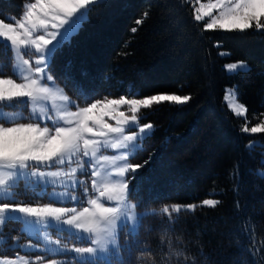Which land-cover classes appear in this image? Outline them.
Instances as JSON below:
<instances>
[{
  "label": "trees",
  "instance_id": "obj_1",
  "mask_svg": "<svg viewBox=\"0 0 264 264\" xmlns=\"http://www.w3.org/2000/svg\"><path fill=\"white\" fill-rule=\"evenodd\" d=\"M24 2L0 0V18L20 16ZM191 2L103 0L105 6L89 9V20L72 47L56 59L53 74L81 105L105 96L190 97L183 105L165 102L143 109V120L155 131L131 162L149 161L145 168L152 180L130 198L140 202L138 209L159 215L146 216L137 237L122 234L121 243L135 240L133 262L141 248L167 251L171 238L195 264H264V176L257 173L264 166V133H241L244 119L223 101L225 87L236 86L250 126L264 119V33L204 31ZM145 12L144 22L137 25ZM217 42L220 48L214 46ZM221 51L230 55L221 56ZM11 56L0 45V71L7 75H12ZM69 60L75 81L91 94L88 101L63 79ZM235 61L247 62L249 70L227 73L223 65ZM251 140L258 143L249 148ZM207 198L219 203L201 207ZM191 203L197 205L195 211L172 213L174 222L167 223L164 205ZM4 253L12 255L13 250Z\"/></svg>",
  "mask_w": 264,
  "mask_h": 264
},
{
  "label": "snow or ice",
  "instance_id": "obj_2",
  "mask_svg": "<svg viewBox=\"0 0 264 264\" xmlns=\"http://www.w3.org/2000/svg\"><path fill=\"white\" fill-rule=\"evenodd\" d=\"M192 4L195 21L208 18L203 24L204 31L244 34L254 29L264 33V0H209L207 3L192 0ZM97 6H105L103 0H31L20 16L0 18V45L12 53L10 67L16 77L0 71V227L15 221L23 223L28 234L47 233L48 229L67 233L71 239L88 246L61 247L60 239L52 240L45 235L49 247L44 251L65 256L74 254L71 258L75 264H146V259L150 264H195V259L186 255L185 248L173 246L171 238H168L167 251L141 248L134 262L130 257L135 240L132 243L118 240V230L126 229L135 238L146 216L159 215L155 211L136 213L134 209L140 207V202H129L130 196H137L141 187L152 180L145 168L149 161L143 165L130 162L142 150L143 141L155 131L151 122L140 124L141 109L165 102L183 105L190 97L165 93L142 98L105 96L80 106L56 82L53 74L56 59L72 47L74 38L89 20V9L94 11ZM147 15L145 12L135 23L142 24ZM137 30L133 27L131 32ZM214 46L220 48L221 42ZM71 68L69 60L64 69L65 83L71 82L88 101L91 94L75 81ZM225 68L230 72L249 70L244 61L227 64ZM235 90L233 86L226 94L230 96ZM230 107L236 116L244 117L241 133H264V119L250 126L248 109L243 103L234 102ZM24 108L31 109L27 116L19 111ZM253 146L254 142L250 141L248 147ZM107 149L115 154H103ZM21 184L37 196H47L49 202L34 206L16 200V189ZM49 187L53 188L51 192ZM72 203L87 206H56ZM218 203L204 199L200 206L215 207ZM196 207V204L164 205L162 213L171 224L172 213L179 214L182 208L195 211ZM164 237H167L166 231L161 244ZM4 243L0 239V245ZM35 261L40 264L44 256L37 255ZM0 264L31 262L21 257L18 261L4 260ZM46 264H58V261L48 259Z\"/></svg>",
  "mask_w": 264,
  "mask_h": 264
},
{
  "label": "rangeland",
  "instance_id": "obj_3",
  "mask_svg": "<svg viewBox=\"0 0 264 264\" xmlns=\"http://www.w3.org/2000/svg\"><path fill=\"white\" fill-rule=\"evenodd\" d=\"M27 2H31V0H25L23 7H25ZM201 2L207 3V2H209V0H201ZM192 8H193V4H192ZM23 10H24V8H23ZM193 13H194V8H193ZM207 19L208 18L206 17L205 21ZM205 21H202L203 24L205 23ZM221 52H225V51H221ZM236 62H238V61L225 63L223 65L225 71L227 73L236 72V71L230 72L225 68V65L230 64V63H236ZM10 70L12 72V69H10ZM12 75H13V72H12ZM13 78H16V77L13 75ZM59 87L61 89H63L60 85H59ZM232 89H233V86L225 87L224 96H223V101L230 111H232V109L230 107V105L232 103H234V102L235 103H241L236 97V90L234 92H232L230 96L226 94V90L231 91ZM64 93L67 94L65 91H64ZM165 94H168V93H165ZM149 96H151V95H149ZM128 97L129 98H142V97L136 96L135 94L132 96H128ZM71 99L78 104V102L75 99H73V98H71ZM79 105L85 106V105H81V104H79ZM8 110L9 109H6V111H8ZM73 110H75V109H73ZM19 111L24 116H27L29 114V112L31 111V109L30 108H24V109H20ZM140 116H141L140 124L149 123V122L143 120V117H144L143 109H141ZM240 118L244 119V117H240ZM251 142H254V144L258 143L256 140H251ZM249 143H250V141H249ZM249 143L247 144V146L249 145ZM141 146H142V144H141ZM263 152H264V150H263ZM103 154L112 155L115 153L113 152V150L107 149V150H103ZM130 162H131V159H130ZM262 162L264 163V155L262 157ZM53 170H55V169H53ZM257 173L261 176H264V175H262V174H264V166L257 169ZM85 179H87V178L85 177ZM52 190H53V188L49 187L48 191L51 192ZM56 190L60 191L62 189L57 188ZM37 191H39V189H37ZM16 192H17V195L15 196V199L18 201L24 202V203H29V204H32L35 206L36 204L42 205V204L49 202L47 196H43V197L37 196L35 194V192H33L29 188H25L23 184H21L16 189ZM207 199H214V198H207ZM30 200H31V202H25V201H30ZM214 200H216V199H214ZM129 202L135 203L130 197H129ZM191 204H194V203H191ZM180 205L186 206L189 204H180ZM56 206H69V207L78 206V207H82V206H87V205H86V203L83 205H75L74 203H72V204H68V205L57 204ZM182 209H186V208H182ZM134 211L136 213H141V212H145L146 210L143 211V210L136 208V209H134ZM30 219L35 220L34 217H32ZM17 223L15 221H13V222H9L6 226L0 227V234H2V235H0V239H3L5 241V243L3 245H0V261H4V260H17L18 261L22 257L24 259L29 260L31 262V264H37V262L35 261V257L37 255H42V256H44V261L40 262V264H46L48 259H56L58 261V264L61 261H69L70 264H75V261L72 260V258H71L72 255H74V254H70V255L65 256V255H58V254H49V253L45 252L44 251L45 247H49L45 243V235H47L52 240L60 239L61 240V247H64L65 245H67L68 247L88 246L86 243L78 242V241L71 239L67 233H57L54 229H48L47 233L42 231L39 233L33 232L32 234H28L27 232L24 231L25 225L21 222H17ZM123 233L128 234L126 229L124 231L118 230V240L120 243L122 240L121 236ZM17 244H19L20 247H16ZM50 247H56V246L51 245ZM33 248H35V250H33ZM7 249H12L13 254L10 255V254L4 253V251Z\"/></svg>",
  "mask_w": 264,
  "mask_h": 264
}]
</instances>
